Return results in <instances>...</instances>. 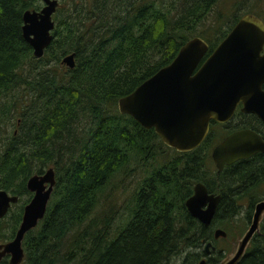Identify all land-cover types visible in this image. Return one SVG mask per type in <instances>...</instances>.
<instances>
[{"label": "trees", "instance_id": "16d2710c", "mask_svg": "<svg viewBox=\"0 0 264 264\" xmlns=\"http://www.w3.org/2000/svg\"><path fill=\"white\" fill-rule=\"evenodd\" d=\"M40 1L0 0V190L18 196L0 218V243L14 237L31 198L27 179L51 167L55 184L43 218L22 239L20 264H196L192 249L209 234L184 204L194 184L220 195L213 224L228 229L240 225L245 204L249 220L258 193L249 199L251 186L235 192L243 172H218L208 141L176 151L152 127L120 113L117 100L191 37L208 43L205 58L242 15L264 22L259 7L204 32L217 0H57L53 38L35 57L22 16ZM71 53L73 68L61 62ZM255 158L264 164V155ZM135 175L126 202L110 201ZM238 264H264V229Z\"/></svg>", "mask_w": 264, "mask_h": 264}, {"label": "water", "instance_id": "95a60500", "mask_svg": "<svg viewBox=\"0 0 264 264\" xmlns=\"http://www.w3.org/2000/svg\"><path fill=\"white\" fill-rule=\"evenodd\" d=\"M41 2L43 6L39 10L27 9L22 16V36L35 57L42 56L53 38L52 14L58 6L57 0ZM263 44L264 22L249 13L238 19L205 58L208 43L200 36H193L179 48L170 63L120 97L117 109L143 127H152L166 146L180 152L189 151L202 142L209 120H226L239 100L245 102L247 109L256 112L247 106L262 105L259 82L264 78V54L260 56L259 53ZM61 62L73 68V54H67ZM256 74L260 78L258 82L254 80ZM259 151L264 152V141L252 131L241 130L217 144L211 158L220 171L224 165ZM54 184L55 174L51 167L27 179L26 188L32 195L23 207L14 237L0 243V260L8 255L9 264L21 263L24 256L22 239L43 218ZM218 199L219 195L208 193L206 186L197 182L184 204L190 215L206 226ZM17 201L18 196L0 190V218ZM263 213L264 199L255 204L250 224L233 254L219 264H236L242 258ZM219 233L223 234V231L217 229L216 236Z\"/></svg>", "mask_w": 264, "mask_h": 264}, {"label": "flooded vegetation", "instance_id": "af4514ba", "mask_svg": "<svg viewBox=\"0 0 264 264\" xmlns=\"http://www.w3.org/2000/svg\"><path fill=\"white\" fill-rule=\"evenodd\" d=\"M42 6H43V3L40 6V8ZM39 9H37V10H39ZM55 11H56V9H55ZM55 11H54V13H55ZM53 14H52V18H53ZM54 26H55V22H54ZM259 54H260V56H262L264 54V44H263L262 49H261ZM259 79H260L259 75L256 74L254 80L256 82H258ZM259 88H260L259 95L261 97H263V99H261L262 105H253V106L248 105L247 106L248 108H250V107L254 108L255 110H257L258 113L256 111H252V110L247 109L245 102L242 99L239 100L237 102L232 114L226 120H224V121H216L214 119L209 120L207 133H206L205 137L203 138L202 142L199 145H197L195 148H198L199 146L204 144L206 141H208V145L205 149L211 155L213 148L217 144H219L227 136L233 134L234 132L241 131V130L252 131V132L256 133L264 141V78L259 82ZM195 148H193V149H195ZM193 149H191V150H193ZM260 155H264V152L259 151V152L252 154L250 157L240 158V159H238V160H236L230 164L224 165L222 167V169L220 170V171H223V170L227 171L226 168H230V171H237L240 173L243 172L241 174L243 177V180L235 186V192H238L239 194H243L244 193L243 190L245 188H247L248 186H251L250 190L252 192V195L248 194L249 199H252L256 195V193H258L256 195V199L254 200V203L251 207V212H250V216H249L250 218H249V220L246 221V228L242 232L236 233L237 234V237L235 239V245L236 246H237L238 240L241 238V236L247 230V228L250 224V221H251L253 213H254L255 204L264 199V183L263 182L259 183V179L261 178V175H263V173H261V171H264V164L259 163V161H258L259 159L255 158L256 156H259V158H260ZM207 191H208V189H207ZM208 193H210V192L208 191ZM214 195H219V194H214ZM244 197H246V196H244ZM219 198H220V195H219ZM218 201H219V199H218ZM218 201H217V204H218ZM217 204H216L214 214L211 218L210 223L206 226L203 225L205 228L204 229L205 232H207L209 234V238L207 240H205L203 242V244L199 245L197 247V249H192V251L195 250L197 257L199 258V260L197 261L196 264H209L208 263L209 261H214V263H212V264H219L220 261L223 260L226 256L233 254V252L236 249V247H234L235 249L233 251L229 252L227 249V246L220 248L217 245L218 240L219 239H221V240L227 239L229 232H230V229H228V228H224L221 226H215L213 224V218H214L216 210H217ZM247 206H249V205H247ZM242 208H244V211H245L246 210L245 209L246 204ZM241 211H242V209H241ZM241 211H240V213H241ZM244 211H242V212H244ZM217 229H221L223 231V234L219 233L216 236V230ZM263 229H264V213H263L261 220L259 222L258 229L253 234L251 240H254L255 237ZM250 241H249L246 249L248 248ZM246 249L244 251V254L246 252ZM5 256L9 257L8 255H5ZM218 256H220L219 259H217ZM241 259L236 264H238L241 261Z\"/></svg>", "mask_w": 264, "mask_h": 264}, {"label": "rangeland", "instance_id": "374dc122", "mask_svg": "<svg viewBox=\"0 0 264 264\" xmlns=\"http://www.w3.org/2000/svg\"><path fill=\"white\" fill-rule=\"evenodd\" d=\"M84 1V0H81ZM90 1V0H88ZM169 1V0H165ZM41 2V1H40ZM42 5V2H41ZM253 6L259 7V10L264 16V0H217L216 3L213 5L211 10L207 13L204 23L201 25L200 28H203V31L210 32L211 29L215 28L220 22V20L230 18L232 17V14L234 13H240L241 11H246L247 6ZM222 30H224V27H222ZM12 128V124L10 123L8 127L6 128L7 132L10 131ZM213 167V166H212ZM214 168V167H213ZM120 177V176H119ZM117 179V178H115ZM139 180V176L135 175L131 177L130 179H126L124 183L118 184L116 186V190L114 189L113 192L115 193L117 191V194L115 197H112V199L116 200L117 202H126L127 193L133 187L136 185L137 181ZM119 191V193H118ZM119 194V196H118ZM26 198V196L24 197ZM22 198V199H24ZM15 208V206H12L11 209ZM242 211H244V208H242ZM241 211V216L238 220L239 226H232V229H230L229 235L227 239L221 240L219 239L217 242V245L222 248L224 246H227L228 251H233L236 247L235 245V239L237 237V232L239 230H244L246 228V223H244V212ZM243 221V222H242ZM241 222V223H240ZM181 259V258H180Z\"/></svg>", "mask_w": 264, "mask_h": 264}]
</instances>
